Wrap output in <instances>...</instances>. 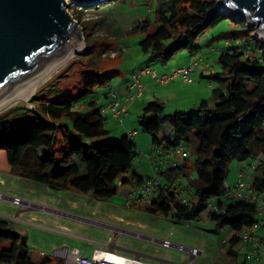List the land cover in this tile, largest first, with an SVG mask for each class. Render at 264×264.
Segmentation results:
<instances>
[{
  "label": "trees",
  "instance_id": "1",
  "mask_svg": "<svg viewBox=\"0 0 264 264\" xmlns=\"http://www.w3.org/2000/svg\"><path fill=\"white\" fill-rule=\"evenodd\" d=\"M155 5V19L142 20L134 32L144 36L141 51L162 65L183 52L196 55L199 40L228 19L217 0H165ZM233 21L245 33L250 29L246 22ZM253 40L251 47L248 43ZM249 48L254 54L246 55L243 49ZM218 62L223 72L210 80L226 78L228 82L225 88L213 90L214 108L204 101L191 114L166 115L165 105L154 101L139 116V126L151 137L153 147L188 152L191 141L197 142L193 162L189 155L182 162L178 158L177 166L162 175L163 194L150 205L137 197L150 215L182 224L198 220L211 202L225 194L234 161L258 162L255 188L264 192V46L249 35L243 46L230 45L221 52ZM111 73L85 72V84L75 92L60 89L58 77L38 90L31 101L34 109L15 107L0 116V174L42 184L54 193L92 195L99 202L110 201L123 191L121 197L135 195L145 178L135 173L136 144L127 135L111 137L105 129L107 118L100 111L99 89ZM78 103L85 108L77 109ZM166 127L169 137L163 135ZM183 182L194 189L197 204L187 201L184 193L178 194ZM256 213L257 205L244 201L229 204L223 215L209 211L216 229L229 231V246L222 253L239 256L236 233L256 223ZM0 264H35L26 239L1 218ZM42 264L56 262L46 258Z\"/></svg>",
  "mask_w": 264,
  "mask_h": 264
},
{
  "label": "rangeland",
  "instance_id": "2",
  "mask_svg": "<svg viewBox=\"0 0 264 264\" xmlns=\"http://www.w3.org/2000/svg\"><path fill=\"white\" fill-rule=\"evenodd\" d=\"M164 1L92 0L89 3L76 4L67 0L69 4L67 11L78 24L85 48L82 52L77 53L56 74L42 83L34 96L40 88L58 77L62 81L60 89L75 92L79 88H83L85 84V72L105 73L113 71L114 73L110 74L105 87L99 89L102 94H105L110 89L114 88L117 90L118 87L127 86L130 83V78L133 76L132 74L140 68L150 66L154 69H163L161 63L150 61L148 55L141 51L139 43L144 36L141 33H135L134 29L142 20H154L155 6L157 5L155 3L161 4ZM217 1L219 2V0ZM255 32L256 29L250 27L248 32L245 33V30L237 26L233 19L228 18L220 25L212 28L199 40L198 44L201 47V52L197 56L198 58L206 56L211 63L213 73H221L223 69L218 62L219 56L230 45L233 47L243 46L245 38L252 35L264 46V38L256 37ZM254 42L253 40L248 45L250 44L253 47ZM209 43L212 45L210 46ZM243 50L246 55L253 53L250 48ZM182 54L185 56L189 55L188 52ZM179 58L180 55L169 66L178 65ZM208 68L210 69V67ZM209 77L210 74L207 78ZM194 81V85H186L180 79L166 87L170 95L160 101L165 105L166 115L178 112L191 114L196 112L204 101L209 104L210 108L215 107L216 101L213 91L207 89V86L208 82H210L217 87L216 83L208 79L204 80L203 85L209 96L207 97L205 93H200L202 95L200 97L192 94V92L196 90L197 81L202 82L203 80H201L199 74H196ZM222 81L227 83L228 79L224 78ZM222 88H225V86H222ZM34 96L28 103L19 102L6 107L0 111V116L15 107L23 106L28 109H34L31 105ZM146 97L150 100L146 101ZM146 97L142 101H137L136 106L129 111V117H126L127 119L125 118L124 120L127 128L134 129L139 133V136L133 140L138 145L137 156L134 159V169L135 173L142 177L152 176L154 173L153 165L148 158L153 146L152 139L142 131L138 123L142 112L139 110L142 107L143 101L146 104L153 101L151 100L152 95L146 94ZM99 100L103 99L100 98ZM123 124L119 120L109 116L105 123V129L110 131L111 137L121 138L126 135L124 134ZM130 126H135V128H131ZM163 135L170 136L169 127L164 128ZM196 149L197 142L192 140L191 146L186 149L189 150L188 158L191 162L196 158ZM179 161L182 162L183 160L179 159ZM250 165L257 166L258 162L252 160L246 162L234 161L230 164L227 179L230 186L235 185L240 169ZM81 169L85 174V167L82 166ZM183 188H187V193L183 191ZM177 192L183 196L185 194L184 197L187 201H191L193 204L198 203V199L194 196V189L190 187V184L183 182L177 189ZM122 193L107 202H98L93 198L87 197L83 200H72L75 198V192L69 195L54 193L42 184L0 174V218L11 222L16 231L26 239L28 246L31 248V257L35 264H42L43 260L52 258V256L56 264H66L64 251L61 250L64 247V243L86 250L90 254L96 244L88 243L85 238L104 242L109 235L114 234V239L116 240L110 244V247L116 245L118 241L119 243H124L126 240L130 241V236L142 239L143 233L141 234V232L134 230L131 232L129 224L103 216L107 211H112L123 217L126 215L130 216L131 211L126 208L127 202L122 199ZM14 198L21 200L20 205L12 203ZM67 201L76 205L74 207L73 204L67 205ZM121 208H125V213L121 212ZM95 210L101 212L100 214L103 215L96 214ZM34 218L35 220H33ZM142 220L150 225L151 230L158 229L161 235H167L172 231L173 235H168L171 241L201 250L202 255L197 259L199 261L195 264H208L207 261L200 260L216 259L220 261L226 259L223 256L222 250L228 248V246H222V242L226 240L229 231L217 230L209 217L208 210L202 213L199 221L197 220V223L193 224L192 228H186L182 223H174L172 220L161 219L148 213L142 214ZM62 224H65V226L70 225L72 229L68 230L67 234H59L63 231L57 228H62ZM106 224H113V226ZM149 234L155 235L154 237L157 236L158 239L162 238L158 237L160 235L156 233L152 234L149 232ZM146 239L148 241L151 240L150 237ZM131 241L134 244L138 242L135 240ZM55 249L60 250V252H55ZM169 251L165 256L160 253V258L164 260H181L179 255L173 252L169 253ZM54 252L56 256L57 254L61 255L59 259H55ZM175 252L185 256L178 251ZM262 256L261 260H264L263 253ZM237 260L244 261L243 254L239 253ZM261 264H264V261H261Z\"/></svg>",
  "mask_w": 264,
  "mask_h": 264
},
{
  "label": "water",
  "instance_id": "3",
  "mask_svg": "<svg viewBox=\"0 0 264 264\" xmlns=\"http://www.w3.org/2000/svg\"><path fill=\"white\" fill-rule=\"evenodd\" d=\"M68 6L67 0H0V106L27 97L35 83L83 46ZM218 8L264 38V0H219Z\"/></svg>",
  "mask_w": 264,
  "mask_h": 264
},
{
  "label": "built area",
  "instance_id": "4",
  "mask_svg": "<svg viewBox=\"0 0 264 264\" xmlns=\"http://www.w3.org/2000/svg\"><path fill=\"white\" fill-rule=\"evenodd\" d=\"M200 58L197 55H192L191 62L188 66L179 68L167 75H160L150 67H145L139 73L133 76L132 84L129 86L128 95L125 97V103L113 89L107 93H99V96L106 98L107 104H102L100 107L101 114L108 118L111 116L119 120L122 124L129 115V109L135 100L141 97L146 86L141 83L142 76H151L153 82L157 85H167L171 81L181 78L186 84H193V73L200 67ZM77 109H84L85 105L78 103ZM137 132L127 134L129 138H133ZM189 155V152L179 148L176 151H165L162 148L153 147L148 158L153 165V175L144 178L141 187L137 191V197L147 205L152 204L164 192V182L162 175L169 169L177 166L178 158L184 160ZM257 166L250 165L240 169L237 175V180L234 186H230L228 181H225V194L220 200L211 202L208 210L212 213L220 215L226 214L228 206L236 201H244L257 205V222L252 226L244 228L236 233L239 239L237 248L238 254L244 256V264H256L262 256L264 251V192H258L255 188ZM15 205H20L21 200L14 198L12 202ZM197 220L185 221L183 225L186 228H191ZM151 243L158 245L165 251L175 250L184 254L187 263L192 264L195 260L201 257L202 252L197 248L187 247L185 245L177 244L168 239L151 238ZM222 246H229L228 240L222 242ZM66 260V264H152L144 261L141 258H129L114 251H104L95 249L93 254L86 256L80 249L69 248L64 246L61 249ZM55 252L60 250L55 249ZM238 257L231 258L237 260Z\"/></svg>",
  "mask_w": 264,
  "mask_h": 264
},
{
  "label": "crops",
  "instance_id": "5",
  "mask_svg": "<svg viewBox=\"0 0 264 264\" xmlns=\"http://www.w3.org/2000/svg\"><path fill=\"white\" fill-rule=\"evenodd\" d=\"M209 45L211 46L212 44L209 43ZM200 50H201V47H200ZM200 52L199 51L196 55H200ZM184 53V52H183ZM180 58H179V64L176 65V66H169L172 61L170 63H168L167 65H163V69H154L150 66H145V67H150L151 69L155 70L158 74L160 75H167V74H170L172 73L173 71L179 69V68H183V67H186L190 64L191 62V57L192 55L189 54L188 56H185L184 54L180 53ZM149 57V56H148ZM178 57V56H177ZM200 67L193 73V78L194 76H196V74H199V77H201V80H203L202 82L201 81H197V86L195 87L196 90H193L192 94L196 95V96H200L202 97L201 94L205 93L206 96L208 97L209 95L207 94V91L205 90L206 88L204 87V80H210L209 78H207L210 74V76L212 75H216L217 73L214 72L213 73V69L211 67V63L209 62V60L207 59L206 56H203L201 58L200 56ZM158 63V62H157ZM160 64V63H159ZM143 67V68H145ZM210 67V69L208 68ZM143 68H140L138 71H135L132 75L134 76L135 74L139 73V71ZM133 76L130 78V83L127 85V86H122V87H118L117 90H115L113 88V90L123 99L121 101V104L123 105L125 103V97L128 95V92H129V86L132 84V80H133ZM181 78H177L173 81H171L169 84L167 85H157L153 82L151 76H142L140 81L142 84H144L146 86V90L144 92V94L137 98L135 100V102L133 103V105L130 107L129 111L134 107L136 106V104L139 102V101H142V99L144 97H146V94H150L152 95L151 97V100H153L152 102L154 101H161L163 100L165 97L169 96L170 93H169V90L168 88H166L167 86L179 81ZM182 80V79H181ZM211 81V80H210ZM182 82L184 84H186L183 80ZM215 82V81H213ZM217 87H215V85H213V83H210L208 82V86H207V89H210V90H214V89H217L218 86L222 87V86H226V83H224L222 80L221 82H215ZM195 84V81L193 84H186V85H194ZM222 89V88H221ZM147 100H150L149 98L146 97V101ZM138 101V102H137ZM101 104H107V100L106 98H104L103 100L100 101ZM141 104V102H140ZM138 104V105H140ZM148 104L144 103L143 101V104H142V107L140 108V112L147 106ZM129 117V116H128ZM127 117V118H128ZM126 118V119H127ZM114 119V118H113ZM131 127V126H130ZM131 128H135V126H132ZM123 129H124V134H129V133H132V132H137V135L135 137L132 138V140H134L135 138H137L139 136V133L138 131L134 130V129H129L125 126V121H124V124H123ZM137 143H136V147H137ZM153 149V146L151 147V151ZM73 192H66L65 195H69ZM60 194H63V193H60ZM137 192L134 194H131L128 198H124L122 197L123 200H126V208L130 209L131 211V214L130 216H121V215H117L115 213H113L112 211H107L105 212L106 214H100L101 212L96 211V214H100V215H103L107 218H110L111 220H117L118 222H123L125 224H129L130 225V231L132 232L133 230L134 231H137V232H141V234L143 233V237L142 239H138L136 237H133V236H130V241L126 240L124 241V243H116V245H114L113 247H110V244L111 243H114L116 239H114V234L113 235H109V237L107 238L106 241L104 242H101V241H96V240H93V239H90V238H85L86 241L88 243H94L96 244L95 247L92 249L91 253L89 254L88 251L86 250H82L76 246H71L69 244H66L64 243L63 246H67L69 248H77V249H80L83 253H85L86 256H91L93 254V251L95 249H101V250H104V251H114L116 253H119L121 255H124L126 257H129V258H135V257H138V258H141L143 259L144 261H147L149 263H152V264H189L187 263V260H185L184 256H182L181 254H178L177 252L175 251H169L170 252H173V253H176L177 255L180 256V259L181 260H174V259H170V260H164L162 258H160V253L163 254V256L166 255V253L168 251H165L163 250L162 248H160L158 245L156 244H153L151 243L150 241H148L146 238L149 239L150 238H157L154 237L155 235H150L149 232H151L152 234L156 233L160 236L158 237H162L161 239H170L169 236H172L173 233L172 231L167 234V235H161L160 234V231L158 229H154V230H151V227L149 224H147L145 221L142 220V214L144 213H147L142 207L141 205L138 204V202L136 201L137 198ZM74 199L72 200H83L85 197L87 198H93L95 199L92 195H88V196H84V195H81V194H74ZM99 202V201H98ZM69 204H73V207L76 205L75 203H71L70 201H67V205ZM125 208H121V212L122 213H125ZM161 219H166V218H162V217H159ZM200 218V217H199ZM35 220V218L33 219ZM167 220H170L171 219H167ZM199 221V219H198ZM84 224H87V223H84ZM63 227L62 228H57V229H61V233L59 234H67L68 233V230L70 231V229H72V227L70 225H66L65 224H62ZM88 225V224H87ZM106 225H109V226H113V224H106ZM192 228V227H191ZM62 234V235H64ZM149 234V235H148ZM145 236V237H144ZM158 239V238H157ZM160 239V238H159ZM131 240H135V241H138L137 244H134V242H132ZM150 243V244H149ZM238 248V246H237ZM176 254H173V255H176ZM54 255H55V259H59L60 258V254H55L54 252ZM263 255H264V252H263ZM223 256L226 258L225 260H200V261H207L208 264H244L245 262L242 260H232L231 257L227 256L226 253H223ZM263 257V256H262ZM261 257V259H262ZM53 258V256H52ZM259 260L256 264H261V261H264V260ZM199 260H195L194 261V264L197 263ZM247 264H250V263H247Z\"/></svg>",
  "mask_w": 264,
  "mask_h": 264
},
{
  "label": "bare ground",
  "instance_id": "6",
  "mask_svg": "<svg viewBox=\"0 0 264 264\" xmlns=\"http://www.w3.org/2000/svg\"><path fill=\"white\" fill-rule=\"evenodd\" d=\"M85 48V44H83L82 47H80L74 54H72L68 59H66L62 64H60L56 69H54L50 74H48L47 76H45L44 78H42L40 81H38L37 83H35L31 90L29 91L27 97H14L11 100H9L8 102H6L5 104H3L2 106H0V111H2L3 109H5L6 107H9L10 105L14 104V103H19V102H26L28 103L31 98L34 96L36 90L38 89V87L44 83L45 81H47L49 78H51L54 74H56L62 67H64L69 61H71L75 55L79 52H82ZM23 203V202H22Z\"/></svg>",
  "mask_w": 264,
  "mask_h": 264
}]
</instances>
